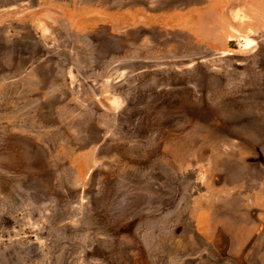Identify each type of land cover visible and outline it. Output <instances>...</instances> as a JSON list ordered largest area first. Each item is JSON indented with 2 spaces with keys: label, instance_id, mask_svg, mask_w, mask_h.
Segmentation results:
<instances>
[{
  "label": "rangeland",
  "instance_id": "rangeland-1",
  "mask_svg": "<svg viewBox=\"0 0 264 264\" xmlns=\"http://www.w3.org/2000/svg\"><path fill=\"white\" fill-rule=\"evenodd\" d=\"M0 264H264V0H0Z\"/></svg>",
  "mask_w": 264,
  "mask_h": 264
}]
</instances>
